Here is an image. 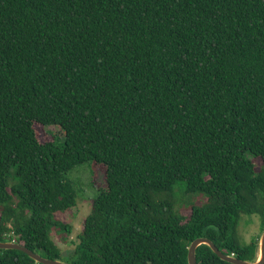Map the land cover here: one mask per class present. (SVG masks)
<instances>
[{"label":"trees","instance_id":"16d2710c","mask_svg":"<svg viewBox=\"0 0 264 264\" xmlns=\"http://www.w3.org/2000/svg\"><path fill=\"white\" fill-rule=\"evenodd\" d=\"M83 165L104 183L64 254L57 214ZM257 215L263 234L264 0H0V241L68 264H188L208 238L256 262L239 227ZM0 264L41 263L0 249Z\"/></svg>","mask_w":264,"mask_h":264},{"label":"rangeland","instance_id":"374dc122","mask_svg":"<svg viewBox=\"0 0 264 264\" xmlns=\"http://www.w3.org/2000/svg\"><path fill=\"white\" fill-rule=\"evenodd\" d=\"M36 132L41 142L53 141L54 136L61 140L64 137L63 132L58 127H42L37 126ZM260 167L261 162L255 161ZM92 168V165H83L69 173L68 178L74 183L79 191L77 206L66 213H58L57 219L71 227V234L65 235L68 237L65 240L63 235L54 234L58 246L63 250V253L73 251L77 244L78 235L82 232V226L85 219L91 212L93 199L97 194V190L103 186L104 183V169L102 167ZM192 200V204L201 206L204 204V196H197ZM203 197V198H202ZM187 215L189 212L185 211ZM262 237L261 233V218L260 216H243L241 225L239 227V238L245 243H250L254 238Z\"/></svg>","mask_w":264,"mask_h":264},{"label":"water","instance_id":"95a60500","mask_svg":"<svg viewBox=\"0 0 264 264\" xmlns=\"http://www.w3.org/2000/svg\"><path fill=\"white\" fill-rule=\"evenodd\" d=\"M201 245L209 246L212 251L223 261L229 262L231 264H264V233L262 234L260 243H259V258L256 262H250L241 260L234 255L224 254L211 240L208 238H198L196 239L188 250V264H197V248ZM1 250H18L27 254L31 259L37 263L41 264H68L59 260L47 259L40 254L31 251L22 244H19L15 241L2 242L0 241Z\"/></svg>","mask_w":264,"mask_h":264}]
</instances>
